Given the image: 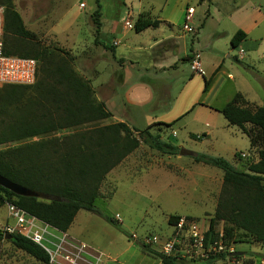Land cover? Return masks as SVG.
I'll return each instance as SVG.
<instances>
[{
    "label": "trees",
    "instance_id": "16d2710c",
    "mask_svg": "<svg viewBox=\"0 0 264 264\" xmlns=\"http://www.w3.org/2000/svg\"><path fill=\"white\" fill-rule=\"evenodd\" d=\"M0 5L5 8L4 53L33 58L39 63L37 82L33 86H7L1 91L0 145L44 138L54 132L78 129L109 119L111 114L97 100L90 82L74 69L69 53L59 49L58 54L44 46L38 36L26 28L12 0H0ZM96 6L92 18L97 33L95 44L99 45L100 0L96 1ZM162 23L142 13L134 30L141 33L149 28H158ZM246 38L247 34L239 30L231 39V48L237 49ZM208 84L209 80L205 82V89ZM218 111L229 125L242 130L250 139L251 146L259 151L257 161L250 164L247 171L236 169L222 157L202 153L192 156L196 163L224 173L209 234L218 239L216 226L223 222L227 225L223 230L224 242L264 244V107L254 108L241 94H237ZM172 125L164 126L171 128ZM141 144L166 156H178L180 153L177 145L163 141L159 135H153L148 129L135 131L125 123L101 126L62 138L42 139L0 151V174L45 196L21 197L0 187V201L14 204L61 232L70 229L82 210L100 216L107 224L120 230L119 222L104 214L95 203L103 196L102 189L108 174L134 154ZM180 217L170 216L169 224H175ZM242 238L247 240L242 241ZM11 243L40 264H50L46 253L26 238L15 235ZM140 247L143 252L160 259L162 264H215L218 259L230 256L225 254L207 261L191 262L167 257L148 243L140 244Z\"/></svg>",
    "mask_w": 264,
    "mask_h": 264
},
{
    "label": "rangeland",
    "instance_id": "374dc122",
    "mask_svg": "<svg viewBox=\"0 0 264 264\" xmlns=\"http://www.w3.org/2000/svg\"><path fill=\"white\" fill-rule=\"evenodd\" d=\"M12 1L26 28L35 33L44 46L55 50L58 54L59 49L69 53L72 65L79 74L80 70L88 67L87 59L95 58L96 52L93 49L91 54L89 48L94 47L93 45L97 39L95 21L92 18L96 11L97 0ZM124 1L134 14L138 11L148 10V4H156V6L165 4L166 10L164 13H160V9L156 7L152 11L153 16L170 18L178 24H184L186 18V9L175 6V0H100V4L110 14L115 9L122 7ZM238 4L242 6L245 14L249 9L260 8L264 17V0H187V5L196 10V13L193 11L190 24L196 27L203 24V22L206 23L204 39H208L210 34H214L216 29L224 34L219 45L220 52H218L227 64L224 70L233 71L232 67L228 65L230 63L240 69L247 68L251 66L250 60L254 59L256 68L249 71L252 72L254 78L255 75L262 77L264 76V39L256 47H254L255 43L252 41H255L259 36L264 38V23L251 36V42L246 46L245 56L247 59L242 64L234 62L233 59L235 58L228 59L227 57L229 54L240 56V50L231 51L230 40L227 36L233 34L236 22L242 19L236 16L229 17V13L226 12L234 10ZM80 5H83L84 8L80 9ZM216 9L219 13H214V20L209 19L210 11L215 12ZM78 11H81L79 27L74 26L70 29L69 24L72 21V16ZM62 16L64 17L62 18ZM195 36L196 32H193L192 36H188L190 43L192 37L194 39ZM73 50H76L77 55H74ZM185 67L188 71L189 66L187 63ZM253 89L256 92L255 95L253 94V98L257 102V106L264 107V103L260 105L259 102L262 100L259 87L255 86ZM229 94H231L230 91L227 92L225 99ZM217 106H219V102ZM253 107L255 108V106ZM219 121L226 122L222 115H220ZM109 122L110 120L107 119L78 129L54 132L44 138L36 137L29 141L2 145L1 151L30 142H38L42 139L62 138L77 132L106 126ZM135 127L138 130L146 128L142 125H136ZM247 128L251 129L250 126ZM151 129L158 130L159 128L155 125L148 130ZM239 131V128H233V132L237 135L235 141L238 143V147L243 150L240 153L250 154L252 150L249 153V149H247L250 145L248 144L249 140ZM177 132V137H173L172 134H161V137L164 138L163 141L176 143L177 146L191 152L205 150L201 153L210 156L223 153L222 143L216 138L201 143L196 136H187L185 132ZM134 135L139 137L137 133ZM235 141L231 140L229 142L232 145ZM258 151L259 149L251 153L254 155L248 161V165L257 161ZM174 159H181L184 163L179 162L182 163L179 166L175 164ZM215 173L223 175V172L217 168L196 164L191 156L169 157L141 144L134 154L127 157L108 174L102 189L103 196L95 203L104 214L119 222L120 230L111 225L108 226L100 216L82 210L75 218L70 232L67 233L78 242L87 244L90 247V252L97 258L101 255L98 264H121L114 263L115 261L112 260L108 262L106 256L109 255L117 257V261L125 264L140 263L137 262V259H139L138 253L143 251L140 244L148 243L156 251L162 252V248L172 232L171 225L168 222L169 217L172 215H183L181 217L194 219L209 230L210 220L214 215L217 197L219 196H217V193L221 192L223 184L218 183V177ZM4 214L5 210L2 211L0 223L4 221ZM226 226L223 222L218 223L216 232L220 235L223 234ZM238 237L242 236L238 235ZM241 240L246 241L247 239L242 238ZM129 243L132 244L131 248H129ZM232 244L235 249L238 248V245L233 242H225L226 246ZM240 246L243 249L259 250L256 246L243 244H240ZM87 258L93 260L91 257ZM0 264L40 263L21 250L16 249L11 241H8L0 246Z\"/></svg>",
    "mask_w": 264,
    "mask_h": 264
},
{
    "label": "crops",
    "instance_id": "0c3cea01",
    "mask_svg": "<svg viewBox=\"0 0 264 264\" xmlns=\"http://www.w3.org/2000/svg\"><path fill=\"white\" fill-rule=\"evenodd\" d=\"M174 3L175 6L186 9L184 24H188L192 28V32L185 31L184 24H178L175 20L153 16L152 11L156 7L163 14L166 10L165 4L160 6L148 4V10L138 11L136 14L130 11L125 1L122 7L115 9L110 14L102 8L99 20L101 25L98 34L99 45L94 43V47L89 48V52L92 54L94 49L96 55L95 58L87 59L88 67L80 70V74L90 82L97 100L103 103L111 114L110 122L107 125L125 123L135 131H144L156 125L158 130L151 129V132L149 131L153 135L161 137V134H172L173 137H177V131H180L185 132L187 136H196L201 143L216 138L222 143L223 153L215 155L226 158L236 169L247 171L250 160L241 158L239 155L243 150L238 147V143L235 141L237 135L233 132V128L238 127L229 125L226 119V122L219 121L222 114L218 110L223 109L237 94H241L249 105L260 107L257 106V102L253 98V94L256 93L253 89L255 86H258L262 93L260 94L262 100L259 102L260 105H263L264 76L257 77L255 75V79L252 72L249 71L256 68L254 59L250 60L251 66L247 68L240 69L230 63L228 65L232 67L233 71L224 70L227 64L224 58L218 54L224 34L216 29L208 39H204L206 23L203 22L200 26L194 27L190 24L192 17L187 18L188 10L192 9L195 13L196 10L187 5V0H175ZM83 5H80V9L84 8ZM242 9V6L238 4L234 10L226 11L229 13V17L236 16L242 19L236 22L233 34L227 36L230 42L239 30L247 34L246 40L237 49L231 48V51L240 50V56H231L230 54L227 56L228 59L235 58L233 60L237 64H242L247 59L245 56L246 46L251 42L253 33L259 30L264 23L260 8L249 9L246 14ZM80 13L81 11H78L72 16V21L69 24L70 29L74 26L79 27ZM142 13L163 23L158 28H149L137 33L134 30V25ZM214 13H219V11L217 9L215 12L210 11L209 19L214 20ZM193 32H196V36L194 39L192 37L190 43L188 36H192ZM263 39L259 36L255 41H252L255 43L254 47L258 46ZM73 53L77 55L76 50H73ZM197 56L199 57L200 70L195 72L191 69V64ZM186 63L189 66L188 71L185 67ZM207 80H209V84L205 89ZM229 91L231 94L225 99ZM218 102L219 106H217ZM168 124L173 125L171 128L164 126ZM136 125L146 128L138 130ZM239 132L247 137L242 130ZM161 139L164 138L161 137ZM228 140L235 142L231 145ZM248 140V144H250L247 148L248 152L250 153L252 150L251 153H253L257 149L251 146L249 138ZM173 144L176 145V143ZM202 151L205 152V150H199V152L193 153ZM174 160L176 162L174 163L179 166L182 164L179 162L184 163L181 159ZM215 174L221 185L224 173L223 175ZM219 194L220 191L217 196ZM70 229L67 231L68 233ZM242 244L256 246L259 250L243 249L240 244H237L236 251L242 252L243 255L239 259L232 260L231 264H264V244L249 242ZM131 247L132 244L129 245V248ZM138 254L137 262L140 263L135 264H162L160 259L143 251ZM106 258L108 262L112 260L115 261L114 263L125 264L117 261V257L112 255L106 256Z\"/></svg>",
    "mask_w": 264,
    "mask_h": 264
},
{
    "label": "built area",
    "instance_id": "2783aa9c",
    "mask_svg": "<svg viewBox=\"0 0 264 264\" xmlns=\"http://www.w3.org/2000/svg\"><path fill=\"white\" fill-rule=\"evenodd\" d=\"M188 10V17L193 14ZM184 30L192 32L188 24ZM5 8L0 6V97L1 91L7 86H33L37 82L39 63L33 58H23L6 55L5 45ZM242 57V56H241ZM195 72L200 70L199 57L191 64ZM2 145H0V151ZM241 158L251 160L252 154L240 153ZM5 210L4 221L0 223V246L7 243V235H19L40 247L48 256L50 264H98L101 255L97 258L90 252V247L73 239L67 232H61L51 225L29 215L14 204L0 201V219ZM172 232L162 248L167 257H178L192 262L210 260L219 255H231L236 249L226 246L223 234L213 239L209 230L200 222L188 217L180 219L170 226ZM208 235V236H207ZM91 257L93 260L88 259ZM231 257L218 259L215 264H231Z\"/></svg>",
    "mask_w": 264,
    "mask_h": 264
},
{
    "label": "water",
    "instance_id": "95a60500",
    "mask_svg": "<svg viewBox=\"0 0 264 264\" xmlns=\"http://www.w3.org/2000/svg\"><path fill=\"white\" fill-rule=\"evenodd\" d=\"M180 156L182 157H187V156H193L194 153L183 148V147H180V153H179ZM0 187L14 193L15 195L17 196H21V197H35V198H44L45 196L35 192V191H32L28 188H25L17 183H14L12 181H10L9 179L5 178L4 176H2L0 174ZM8 241H12L13 240V236L11 235H7L5 237ZM243 253L242 252H234L230 255V257H240L242 256Z\"/></svg>",
    "mask_w": 264,
    "mask_h": 264
}]
</instances>
